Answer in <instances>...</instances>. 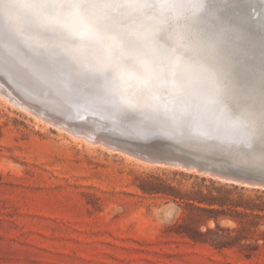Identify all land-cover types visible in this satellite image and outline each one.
Here are the masks:
<instances>
[{"label":"water","instance_id":"95a60500","mask_svg":"<svg viewBox=\"0 0 264 264\" xmlns=\"http://www.w3.org/2000/svg\"><path fill=\"white\" fill-rule=\"evenodd\" d=\"M0 19L1 75L50 116L264 189V0H0Z\"/></svg>","mask_w":264,"mask_h":264},{"label":"rangeland","instance_id":"374dc122","mask_svg":"<svg viewBox=\"0 0 264 264\" xmlns=\"http://www.w3.org/2000/svg\"><path fill=\"white\" fill-rule=\"evenodd\" d=\"M51 123L0 93V264H264V189Z\"/></svg>","mask_w":264,"mask_h":264},{"label":"bare ground","instance_id":"6f19581e","mask_svg":"<svg viewBox=\"0 0 264 264\" xmlns=\"http://www.w3.org/2000/svg\"><path fill=\"white\" fill-rule=\"evenodd\" d=\"M0 22H1V19H0ZM23 35H24V33H20V36H23ZM12 83H13V81L10 78H4L3 75H1V73H0V93L3 94L4 98L8 99L10 102H12L13 104H15L19 108H21L23 110H26V111H29L31 113L34 112L35 115H38L41 119L44 118L47 121L52 122L51 124H54L55 126H58L59 128H61V130L62 129L63 130H67L71 134L76 135V136H79L80 138L83 137L86 140L95 141L93 139L87 138V136L93 135L92 133H90V132H88L86 130H83V129L75 128V127H73L72 124L70 125L69 123H67V122L64 121L65 124H67V125L69 124L67 126V125L63 124V121L57 119L56 117L50 116L49 113L44 112L43 107L41 105H38V104H36L33 101L27 100L22 95V93H20L19 91H17L15 89V87L12 85ZM52 119H54V120H52ZM71 128L72 129L75 128L79 133H74L75 131L73 132ZM95 142L96 143L98 142V143L102 144L101 141H99V140H96ZM104 146H106V145H104ZM109 149H112V148H109ZM112 151H113V149H112ZM131 156H133V155H131ZM143 161H145V160H143ZM145 162L146 163H151L150 161H147V160ZM155 164L157 165L158 163H155ZM179 167H182V166H179ZM192 170L197 171V169H195V168H193Z\"/></svg>","mask_w":264,"mask_h":264},{"label":"trees","instance_id":"16d2710c","mask_svg":"<svg viewBox=\"0 0 264 264\" xmlns=\"http://www.w3.org/2000/svg\"><path fill=\"white\" fill-rule=\"evenodd\" d=\"M212 179H214V178H212ZM212 183H214V181L212 182ZM227 184H230V185H235V186H239V185H236V184H233V183H227ZM244 187V186H243ZM228 189V190H227ZM220 190V189H219ZM226 191H228V192H231L232 191V188H226ZM239 196H247L248 197V199H250V200H252V201H263L264 202V193H254V194H245V193H243V192H240L239 193ZM212 202H214V200L212 201ZM208 233H214L215 234V232H213L212 230H209L208 231ZM203 235V233H201V232H198V236L197 235H191L190 234V236L194 239V240H206V239H202L201 238V236ZM216 236H217V238H221V239H225V238H228V239H230V238H232V239H234V237H232V235L229 233L228 235H220V234H218L217 232H216ZM214 240V239H213ZM226 244H229L228 243V241L226 240V241H224V242H221V245L220 246H226ZM244 246V245H243ZM248 248H249V246H248ZM260 248V245H255V247H254V249H259Z\"/></svg>","mask_w":264,"mask_h":264},{"label":"clouds","instance_id":"9594fccd","mask_svg":"<svg viewBox=\"0 0 264 264\" xmlns=\"http://www.w3.org/2000/svg\"><path fill=\"white\" fill-rule=\"evenodd\" d=\"M74 15V13H72V12H70L69 14H68V16H69V19H68V21H67V26L69 27V28H73V27H76L77 25L73 22V20H72V16ZM171 218V213H169L168 214V216L165 218V219H170Z\"/></svg>","mask_w":264,"mask_h":264}]
</instances>
